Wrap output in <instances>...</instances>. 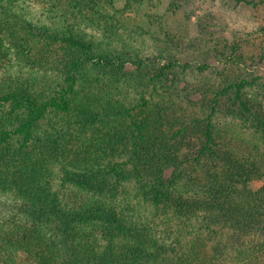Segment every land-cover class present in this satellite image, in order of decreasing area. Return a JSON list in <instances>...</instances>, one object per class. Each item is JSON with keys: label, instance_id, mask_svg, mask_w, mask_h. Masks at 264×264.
<instances>
[{"label": "trees", "instance_id": "obj_1", "mask_svg": "<svg viewBox=\"0 0 264 264\" xmlns=\"http://www.w3.org/2000/svg\"><path fill=\"white\" fill-rule=\"evenodd\" d=\"M62 1L0 0V264H264V25L195 68Z\"/></svg>", "mask_w": 264, "mask_h": 264}, {"label": "rangeland", "instance_id": "obj_2", "mask_svg": "<svg viewBox=\"0 0 264 264\" xmlns=\"http://www.w3.org/2000/svg\"><path fill=\"white\" fill-rule=\"evenodd\" d=\"M67 2L63 0L62 7H68ZM24 11L31 18L27 8ZM94 12L92 20L98 30L90 32L104 48L102 52L110 48L131 50L177 59L195 68L220 65L214 46L222 37L249 40L251 44L263 40L259 28L264 25V9L236 0H113L111 4H98ZM244 65L264 77L262 54ZM261 185L255 182L256 187Z\"/></svg>", "mask_w": 264, "mask_h": 264}]
</instances>
